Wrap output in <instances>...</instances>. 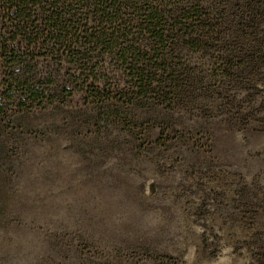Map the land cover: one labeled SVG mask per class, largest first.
<instances>
[{
    "label": "rangeland",
    "instance_id": "obj_1",
    "mask_svg": "<svg viewBox=\"0 0 264 264\" xmlns=\"http://www.w3.org/2000/svg\"><path fill=\"white\" fill-rule=\"evenodd\" d=\"M164 8L151 93L114 80L130 106L56 59L30 93L0 57V264H264V0Z\"/></svg>",
    "mask_w": 264,
    "mask_h": 264
},
{
    "label": "trees",
    "instance_id": "obj_2",
    "mask_svg": "<svg viewBox=\"0 0 264 264\" xmlns=\"http://www.w3.org/2000/svg\"><path fill=\"white\" fill-rule=\"evenodd\" d=\"M165 3L0 0V17L6 21L0 28V57L5 72L25 91L39 93L34 76L40 74L37 61L56 59L75 70L77 81L94 93L100 108H110L117 99L114 94H122L125 106L133 105L138 99L126 101L123 94L129 91L126 87L120 90L114 80L119 71L129 72L137 80L134 95L151 93L157 69L165 63L160 45L175 32L163 24ZM178 13L179 17L191 18L186 8ZM146 41L154 43L156 50L147 49ZM15 83L9 87L14 89Z\"/></svg>",
    "mask_w": 264,
    "mask_h": 264
}]
</instances>
